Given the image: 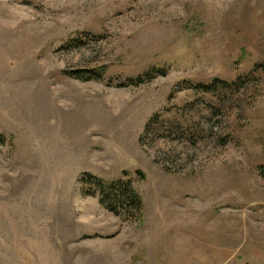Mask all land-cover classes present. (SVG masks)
<instances>
[{
  "label": "rangeland",
  "instance_id": "1",
  "mask_svg": "<svg viewBox=\"0 0 264 264\" xmlns=\"http://www.w3.org/2000/svg\"><path fill=\"white\" fill-rule=\"evenodd\" d=\"M261 170L264 0H0V264H264Z\"/></svg>",
  "mask_w": 264,
  "mask_h": 264
},
{
  "label": "trees",
  "instance_id": "2",
  "mask_svg": "<svg viewBox=\"0 0 264 264\" xmlns=\"http://www.w3.org/2000/svg\"><path fill=\"white\" fill-rule=\"evenodd\" d=\"M157 69V68H156ZM164 70V69H159ZM158 70V71H159ZM156 71V70H155ZM150 75V74H148ZM82 77V76H81ZM145 81V77H136V83ZM237 83V82H236ZM238 86V85H236ZM204 92H217L221 90H229L233 88V85L227 81L215 79L211 85L202 84L197 86ZM239 89V88H238ZM158 115L154 116L152 120L147 124L146 132L149 133L152 124ZM161 121V120H160ZM177 130H181L180 124H175ZM261 175L264 178V171L261 170ZM85 183L87 185H95L97 190L95 194H99L101 203L105 208L115 214H123L127 218H133L136 215L141 216L143 210V199L141 194L134 188L131 180L126 178H119L114 180H105L102 177L90 176Z\"/></svg>",
  "mask_w": 264,
  "mask_h": 264
}]
</instances>
